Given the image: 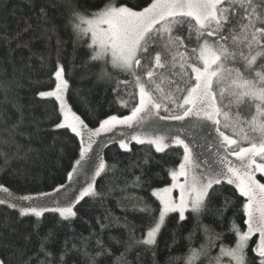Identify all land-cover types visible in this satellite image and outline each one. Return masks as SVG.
I'll return each mask as SVG.
<instances>
[{
  "label": "snow or ice",
  "instance_id": "1",
  "mask_svg": "<svg viewBox=\"0 0 264 264\" xmlns=\"http://www.w3.org/2000/svg\"><path fill=\"white\" fill-rule=\"evenodd\" d=\"M47 16V9L41 7L40 18L46 20ZM67 22L76 40L87 44L89 61L100 65V79L111 81L114 72L124 77L116 76L112 89L122 107H128V87L132 86L131 114H107L98 127L89 128L66 102L69 82L57 61L54 90L39 95L58 102L62 119L55 127L70 129L79 138V158L66 177L69 184L20 197L0 186V192L8 194L7 199L0 198V205L37 218V227L46 213H55L60 223L70 224L78 215L75 208L80 201L101 195L96 179L115 168L94 150L93 137L153 116L160 121H179L181 124L165 134L131 137L137 144L154 146L157 153L175 145L182 149V157L168 170L171 183L151 191L159 210L147 230L137 236L135 226L124 225L129 232L125 250L156 249L170 214H177L178 224L199 220L231 185L244 198L241 204L247 230L242 231L233 220L229 231L235 241L229 244L224 242V233L204 226L206 242L199 249L189 248L185 264H196L202 257H207L208 264H264V183L257 179V173L264 178V0H144L137 5L127 0H98L92 6L77 2L70 7ZM29 28L31 25L24 31ZM20 35L3 39L10 43ZM165 84L167 88L162 86ZM249 106L254 113L247 119L243 110ZM119 143L122 150L130 151L123 140ZM85 174L86 187L69 186L74 177ZM144 182L137 177L133 183ZM17 200L26 203L17 204ZM231 206V199L225 197L218 215L222 217ZM132 207L146 215L157 211L143 198H137ZM97 223L101 230L106 227L99 220ZM257 233L258 242L250 248ZM53 235L50 232L44 237L35 253L21 252L22 264H65L70 252L67 244L58 255L47 247ZM89 239L80 238L86 256ZM96 244L99 251L90 257L92 264L96 257L110 254L98 236ZM213 248H218L215 255H211ZM123 258L122 253L117 259ZM0 264L9 262L0 258Z\"/></svg>",
  "mask_w": 264,
  "mask_h": 264
},
{
  "label": "trees",
  "instance_id": "2",
  "mask_svg": "<svg viewBox=\"0 0 264 264\" xmlns=\"http://www.w3.org/2000/svg\"><path fill=\"white\" fill-rule=\"evenodd\" d=\"M77 2L92 6L98 0H0V186L19 196L68 184L67 173L79 158V138L70 129L55 127L62 119L58 102L39 95L54 89L57 61L64 67L69 82L67 100L89 128L98 127V121L107 114L131 113L132 86L128 87V107H122L112 89L115 77H124L114 72L111 81L100 79V65L89 61L87 44L78 42L68 25L70 7ZM127 2L137 5L144 0ZM41 7L47 9L46 20L40 18ZM29 25L31 28L24 31ZM17 33L21 34L19 38L10 43L3 39ZM108 70L113 71L110 66ZM162 86L167 88L166 84ZM243 113L250 119L254 108L246 107ZM165 121L153 116L101 141L97 151L115 168L97 178L96 189L101 195L80 201L75 208L78 215L70 224L60 223L55 213H46L37 227V218L21 216L18 209L0 205V258L9 264H22L20 253H35L50 232L54 233L47 245L50 251L58 255L65 244L70 250L65 264H92L90 257L99 251L97 236L110 254L96 257V264H185L189 248L199 249L206 242L204 226L224 233L225 243H234L235 235L229 231L231 222L234 220L242 231L247 230L241 204L244 198L227 185L230 191L217 196L199 220L191 218L178 224L177 214H170L156 249L125 250L129 232L124 225L135 226L137 236L147 230L159 210V201L151 191L171 183L168 170L177 166L182 157V149L175 145L157 153L154 146L137 144L131 137L151 138L160 132L158 128ZM166 132L163 130L162 134ZM121 140L130 151L120 148ZM137 177L147 182L136 186L133 182ZM225 197L231 199L232 206L221 217L217 210L223 208ZM137 198H143L157 211L152 215L135 211L132 205ZM98 220L106 225L103 230ZM92 233L96 235L90 236ZM81 236L90 237L88 256L81 250ZM258 239V234L251 238L250 248ZM217 252L218 248H213L211 255ZM122 253L123 260H118ZM196 264H208L207 257Z\"/></svg>",
  "mask_w": 264,
  "mask_h": 264
},
{
  "label": "rangeland",
  "instance_id": "3",
  "mask_svg": "<svg viewBox=\"0 0 264 264\" xmlns=\"http://www.w3.org/2000/svg\"><path fill=\"white\" fill-rule=\"evenodd\" d=\"M52 90H54V89H52ZM65 99H66V102H67V104H68V106L71 108V106H70V104H69V102H68V100H67V93H66V95H65ZM72 109V108H71ZM73 111V110H72ZM74 112V111H73ZM75 113V112H74ZM131 114V113H130ZM129 114V115H130ZM165 121V120H164ZM167 122H170V123H167ZM172 120H166L165 121V123L164 124H162V126H160V128H158V129H160V132H158L157 134H162V131L163 130H166L167 132L169 131V128L170 127H175V126H177V125H179V124H181V122H179V121H175V122H173ZM138 122H136V123H134L133 124V126L132 127H129V126H126V125H118V126H116L114 129H112L111 131H109V132H106V133H103V134H101L99 137H93V139H94V141H95V143L93 144V148H94V150H98V147H99V144L101 143V141L103 140V139H105L106 137H108V136H110V135H112V134H114L115 132H118V131H126V130H129V129H132L136 124H137ZM184 124H187L188 122L187 121H185V122H183ZM166 132V133H167ZM187 142V141H186ZM207 153H205V158H207ZM233 159H234V157H233ZM257 179H259L260 180V182L261 183H264V178H262L261 176H260V174L259 173H257ZM86 180H88V176L85 174V175H81V176H79V177H74V180H73V182L69 185L70 187H72V188H74V189H76V188H81V186H83V187H86L87 186V184L85 183V181ZM97 180V179H96ZM96 183V182H95ZM69 184V183H68ZM9 192L10 193H12L13 195H15V196H17V197H20L19 195H17V194H15V193H13L12 191H10L9 190ZM173 196L175 197V196H177V193L176 192H174L173 193ZM0 198H3V199H7L8 198V194L7 193H3V192H0ZM17 204H24V203H26V202H24V201H19V200H17V201H15ZM19 210V209H18ZM258 234V233H257Z\"/></svg>",
  "mask_w": 264,
  "mask_h": 264
}]
</instances>
